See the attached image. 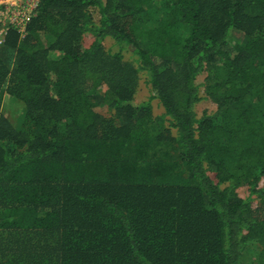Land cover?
I'll return each mask as SVG.
<instances>
[{
    "label": "trees",
    "instance_id": "trees-1",
    "mask_svg": "<svg viewBox=\"0 0 264 264\" xmlns=\"http://www.w3.org/2000/svg\"><path fill=\"white\" fill-rule=\"evenodd\" d=\"M0 264H264V0H41L0 46Z\"/></svg>",
    "mask_w": 264,
    "mask_h": 264
},
{
    "label": "rangeland",
    "instance_id": "rangeland-1",
    "mask_svg": "<svg viewBox=\"0 0 264 264\" xmlns=\"http://www.w3.org/2000/svg\"><path fill=\"white\" fill-rule=\"evenodd\" d=\"M235 38L234 36H232L229 40L230 44L233 45L235 42ZM237 39V38H236ZM92 42V37L89 35H86L83 39V46L84 47H88ZM111 42L107 41L105 42V47L109 48L111 46ZM115 50V48L113 49ZM125 59L130 60V55L126 54L125 55ZM205 75H200L197 79V83H202L204 80ZM148 91L147 88L145 87V85L143 84L142 81L139 82V86L137 89V93L135 95V102L138 103H142L145 102L146 99L148 98ZM152 104V108H153V115H159L161 114L162 110L160 107H158L157 105V101L153 100L151 102ZM100 110H104V108H101ZM215 110V106L214 104H212L209 101H201L199 104H197L195 106V111L196 114L198 115V117L202 114V112L207 111L208 113H212ZM23 104L22 102L8 96V95H4L3 100H2V107H1V114L8 119L9 122H11V124L19 129L21 127V123H22V118H23ZM238 194L241 197L245 196V189L241 188L238 190Z\"/></svg>",
    "mask_w": 264,
    "mask_h": 264
},
{
    "label": "built area",
    "instance_id": "built-area-1",
    "mask_svg": "<svg viewBox=\"0 0 264 264\" xmlns=\"http://www.w3.org/2000/svg\"><path fill=\"white\" fill-rule=\"evenodd\" d=\"M41 0H0V46L9 32L20 37L27 34V27Z\"/></svg>",
    "mask_w": 264,
    "mask_h": 264
}]
</instances>
